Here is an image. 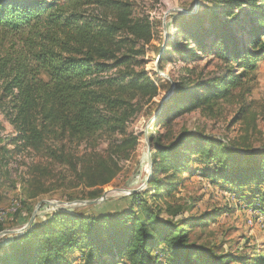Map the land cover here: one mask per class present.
Returning a JSON list of instances; mask_svg holds the SVG:
<instances>
[{
	"label": "trees",
	"instance_id": "trees-1",
	"mask_svg": "<svg viewBox=\"0 0 264 264\" xmlns=\"http://www.w3.org/2000/svg\"><path fill=\"white\" fill-rule=\"evenodd\" d=\"M245 6L249 11L241 9ZM204 11L210 25L206 29L197 23L182 26L185 20L180 21L176 28H181L184 37L174 44V51L182 54L193 42L199 52L207 51L230 67L215 86L200 82L190 90L188 83L174 84L173 95L153 120L150 141L154 153L152 176L146 178L148 189L125 197V207L116 210L74 215L52 210L45 221H33L24 234L12 239L9 250L19 246L20 238H29L30 232H43L60 214L77 226L62 231L55 241L47 239L44 255L37 260L31 257L36 250L25 247L29 252L15 258L18 264H61L58 252L75 250H86L87 264H125L120 258L125 252L128 264H159L160 254L171 264H226L186 235L185 228L197 218L182 216L181 209L173 212L176 207L166 201L178 189L179 181L172 182L177 174L184 170L194 173L184 169L187 149L182 148L189 142H204L207 147L197 143L187 164L203 166L201 176L213 178L215 183L224 182L238 191L249 190L255 195L252 199L264 197V163L256 161L259 156L264 157V149H232L212 137L185 130L171 133L170 127L190 103L189 99L177 98L178 94L192 96L207 90L204 100L221 99L227 94L224 86L234 88L241 80L250 82V76L254 77L256 61L264 55V0H218L217 7ZM131 14L132 5L122 0H0V132H4L3 123H7L15 135L4 138L7 145L21 144L16 147L55 156L65 163L69 153L74 152L71 148L66 150L65 145L76 140L90 148L84 154L86 160L95 156L96 140L103 135H124L121 146L132 143L125 130L134 107L147 103L157 88L143 68L137 44L130 36L136 37L135 30L142 28V23L133 24ZM164 59L162 53L160 62ZM195 101H202L200 95ZM163 117L167 118L160 131ZM53 140L59 142V150L53 147ZM114 142L103 153L112 154ZM0 151L8 154L18 150L0 147ZM236 157L244 161L236 162ZM77 164L78 159H74ZM111 170L114 171L108 172L106 184L116 176L117 168ZM159 173L163 177L157 178ZM150 187L154 192L148 191ZM230 187H226L228 191L232 190ZM157 201H163L165 206L157 205ZM168 213L176 220L161 217ZM105 231L107 242L96 237ZM82 236L95 239L87 242ZM96 254L101 262L94 263ZM108 254L110 258L103 259ZM228 258L235 264H264L261 256L247 263L241 257Z\"/></svg>",
	"mask_w": 264,
	"mask_h": 264
},
{
	"label": "rangeland",
	"instance_id": "rangeland-1",
	"mask_svg": "<svg viewBox=\"0 0 264 264\" xmlns=\"http://www.w3.org/2000/svg\"><path fill=\"white\" fill-rule=\"evenodd\" d=\"M122 1L132 5L130 18L133 24L140 26L142 23L140 31L136 29L134 32L136 37L131 34L130 36L137 44L139 59L144 62L143 68L157 88V93L154 97L147 98V103L141 107H134L133 117L125 130V136H131L132 143L121 146L124 135H103L96 140L95 156L87 160L84 154L88 153L90 148L78 140L65 145L66 150H74L66 157L65 163H60L55 156L47 157L17 148L16 145L19 144L7 145L9 142L4 138L15 135L12 127L3 123L4 132H0V139L3 141L0 147H3V150L5 148L18 151L8 154L0 151V245H3L0 248V264H18L15 258L28 251L25 247L36 250V253H31L35 260L43 257L47 239L55 241V237L62 231L66 232L77 226L65 214L123 208L126 205L125 197L133 191L147 190L146 180L152 176V168L147 165V161L150 158L151 162L154 153V146L150 141L153 117L160 105L173 95L174 84L188 83L190 90L200 82L215 86L216 81L229 70L230 65L227 66L220 59L207 54V51L199 52L193 42L186 46L187 50L182 54L174 51V44L184 37L181 28H176L180 21L185 20L182 26L197 23L206 29L210 24L208 14L204 10L217 7L218 0ZM241 9L249 11L250 8L245 6ZM224 15L220 16L229 22L230 19ZM261 41H264V37H261ZM162 53L165 59L160 62ZM256 64L257 70L254 77L250 76V82L241 80L234 88L224 86L227 94L221 99L204 100L207 90H199L192 96L178 94L177 98H182V101L189 99L190 103L173 120L171 133L185 130L196 135L212 137L232 149H264V55L257 59ZM234 73L238 74L236 70ZM196 95H200L201 102L195 101ZM173 113L171 110V114ZM166 118L163 117L159 121L160 131H163L161 126ZM113 140H116L114 152L103 153ZM197 143L207 147L202 141ZM196 144L189 142L182 148L187 149L184 169L194 173L190 175L184 170L177 174L172 182L179 181L178 189L166 200L167 203L176 207L173 212L175 209H181L184 211L182 216L197 218V222L188 224L185 228L186 235L191 241L208 248L212 254L220 256L223 263L225 261L226 264H235L228 260V255L243 258V263L252 261L253 257L261 256L264 259V197L252 199L255 195L249 190L238 191L224 182L215 183L213 178L201 176L200 170L204 169L203 166L187 164L192 157L191 153L195 152L192 151ZM52 145L55 150L61 147L57 140H53ZM21 146L20 144L18 147ZM74 159H78L77 165H74ZM235 161L244 159L236 157ZM256 161L264 163V157L259 156ZM110 168H117V173L106 184L109 179L108 172L114 171ZM161 177L163 174L159 173L157 178ZM226 187L232 190L228 191ZM159 190H155V193ZM148 191L154 192L153 187ZM239 197L244 200H238ZM248 200L250 203L246 202ZM156 204L165 206L163 201H157ZM190 206H193L192 209L186 211ZM52 210L63 211L65 214H60L43 232H30L32 235L29 238H20L19 246L9 250L11 240L24 234L30 220L31 224L33 221H45L47 214ZM213 212H216V216L209 220ZM169 214H162L161 217L176 220ZM106 235L105 231L96 237L107 242ZM93 239L95 238L82 236V240L87 242ZM58 253L62 257L61 264H87L86 250ZM164 253H167L166 249ZM122 255L120 258L128 264L126 252ZM162 255L160 254L157 262L171 264L167 263ZM109 258V254L103 257ZM101 261L102 258L99 259L96 254L94 263Z\"/></svg>",
	"mask_w": 264,
	"mask_h": 264
},
{
	"label": "water",
	"instance_id": "water-1",
	"mask_svg": "<svg viewBox=\"0 0 264 264\" xmlns=\"http://www.w3.org/2000/svg\"><path fill=\"white\" fill-rule=\"evenodd\" d=\"M161 106H162V104L160 105V107H159L158 111L156 112V114L154 115L153 119H155L156 116L161 112V110H162ZM148 165H149V167L151 166L150 158H148ZM146 184H147V182H146ZM134 192L135 191H133L132 193H134ZM92 203H94V202H88V204H92ZM31 222H32V220L29 221L28 226L31 224Z\"/></svg>",
	"mask_w": 264,
	"mask_h": 264
}]
</instances>
